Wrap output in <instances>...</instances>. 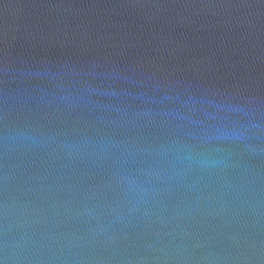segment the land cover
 Returning a JSON list of instances; mask_svg holds the SVG:
<instances>
[{
	"label": "water",
	"instance_id": "1",
	"mask_svg": "<svg viewBox=\"0 0 264 264\" xmlns=\"http://www.w3.org/2000/svg\"><path fill=\"white\" fill-rule=\"evenodd\" d=\"M0 264H264V0H0Z\"/></svg>",
	"mask_w": 264,
	"mask_h": 264
}]
</instances>
